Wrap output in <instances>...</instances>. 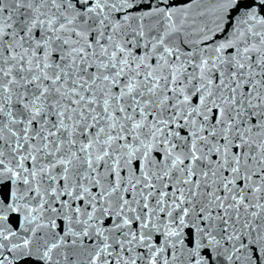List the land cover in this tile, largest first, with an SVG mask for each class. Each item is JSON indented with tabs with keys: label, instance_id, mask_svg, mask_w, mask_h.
Masks as SVG:
<instances>
[{
	"label": "snow or ice",
	"instance_id": "1",
	"mask_svg": "<svg viewBox=\"0 0 264 264\" xmlns=\"http://www.w3.org/2000/svg\"><path fill=\"white\" fill-rule=\"evenodd\" d=\"M213 2L0 0V264H264V0Z\"/></svg>",
	"mask_w": 264,
	"mask_h": 264
},
{
	"label": "water",
	"instance_id": "2",
	"mask_svg": "<svg viewBox=\"0 0 264 264\" xmlns=\"http://www.w3.org/2000/svg\"><path fill=\"white\" fill-rule=\"evenodd\" d=\"M170 3L175 9H186L187 19L185 20V28L198 29L207 25L209 28L213 27L214 13L216 11L217 5L213 0H199V2L194 3L193 0H170ZM190 6V7H189ZM185 12L181 11L178 15L179 19H182ZM35 203V201H33ZM24 208L21 207L20 212L13 213L11 216V221L13 224V229L17 227L22 228L24 226ZM162 240V237L160 238ZM71 251V250H69Z\"/></svg>",
	"mask_w": 264,
	"mask_h": 264
}]
</instances>
